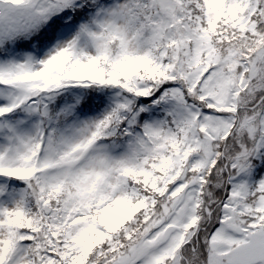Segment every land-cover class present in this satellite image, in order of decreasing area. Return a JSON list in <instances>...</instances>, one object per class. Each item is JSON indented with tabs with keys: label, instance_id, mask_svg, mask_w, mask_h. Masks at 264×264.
<instances>
[{
	"label": "snow or ice",
	"instance_id": "obj_1",
	"mask_svg": "<svg viewBox=\"0 0 264 264\" xmlns=\"http://www.w3.org/2000/svg\"><path fill=\"white\" fill-rule=\"evenodd\" d=\"M0 264H264V0H0Z\"/></svg>",
	"mask_w": 264,
	"mask_h": 264
}]
</instances>
